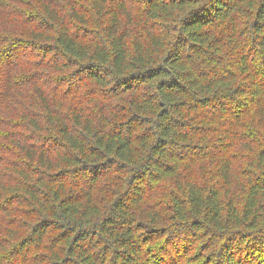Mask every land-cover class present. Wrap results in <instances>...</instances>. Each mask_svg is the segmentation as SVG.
I'll return each instance as SVG.
<instances>
[{
  "label": "trees",
  "instance_id": "1",
  "mask_svg": "<svg viewBox=\"0 0 264 264\" xmlns=\"http://www.w3.org/2000/svg\"><path fill=\"white\" fill-rule=\"evenodd\" d=\"M0 264H264V0H0Z\"/></svg>",
  "mask_w": 264,
  "mask_h": 264
}]
</instances>
